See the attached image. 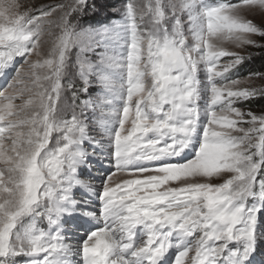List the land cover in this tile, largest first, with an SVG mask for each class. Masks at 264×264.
<instances>
[{
    "label": "snow or ice",
    "instance_id": "1",
    "mask_svg": "<svg viewBox=\"0 0 264 264\" xmlns=\"http://www.w3.org/2000/svg\"><path fill=\"white\" fill-rule=\"evenodd\" d=\"M253 51L264 0H0V264H264Z\"/></svg>",
    "mask_w": 264,
    "mask_h": 264
},
{
    "label": "rangeland",
    "instance_id": "2",
    "mask_svg": "<svg viewBox=\"0 0 264 264\" xmlns=\"http://www.w3.org/2000/svg\"><path fill=\"white\" fill-rule=\"evenodd\" d=\"M24 2H27V0H24ZM117 2H118V0H117ZM241 7H244V5L242 4V2H241ZM225 47L229 51H235V52H239L241 55H246V50L245 49H243V48H237V47H235V45L229 43L228 41H225ZM248 50H251L250 47L248 48ZM255 56H257V53L255 51H253L252 58L255 57ZM229 59H230V57H223V58H221V64L226 63ZM251 59H248V60L251 61ZM248 60H245L243 63H246ZM240 65H238L237 68L233 69L229 73V76L230 77L237 78V76H239V78L241 80H244L247 77V74L249 72L256 71L255 70V67L253 65H251V68H249L250 70L247 69V70H244V72L240 73L242 71L241 70V67L243 66V65H241V66ZM242 86H244V85H242ZM256 86H264V85H260L259 81H256ZM262 103H264V100H257V101H255V105H260ZM255 105L253 106L254 107V110L259 111L258 106H255ZM260 227L261 226L258 224V226H257L258 230L260 229ZM192 254H194V253H192ZM259 256L261 257L262 260H264V255H259Z\"/></svg>",
    "mask_w": 264,
    "mask_h": 264
},
{
    "label": "trees",
    "instance_id": "3",
    "mask_svg": "<svg viewBox=\"0 0 264 264\" xmlns=\"http://www.w3.org/2000/svg\"><path fill=\"white\" fill-rule=\"evenodd\" d=\"M241 65L243 66L241 67L242 71L240 73L247 69L250 70L249 68H251V65L255 67L256 71H264V54L255 56L251 59V61L248 60L246 63H242Z\"/></svg>",
    "mask_w": 264,
    "mask_h": 264
}]
</instances>
